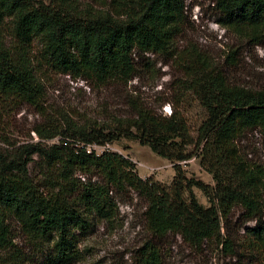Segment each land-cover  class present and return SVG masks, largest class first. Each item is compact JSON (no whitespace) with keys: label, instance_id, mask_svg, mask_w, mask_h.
<instances>
[{"label":"trees","instance_id":"1","mask_svg":"<svg viewBox=\"0 0 264 264\" xmlns=\"http://www.w3.org/2000/svg\"><path fill=\"white\" fill-rule=\"evenodd\" d=\"M226 32L264 49V0H210ZM76 0H0V102L26 104L39 110L44 122L33 128L38 142L0 148V264L12 245L8 219L30 239L52 240L48 264L77 260L74 232H86L94 216L106 222L118 214L111 189H129L146 203L145 227L156 237L178 235L193 250L214 243L231 257L235 244L221 234V221L240 207L246 222L248 254L264 252V172L241 160L237 141L248 130L264 136V90L230 84L211 61L192 46L179 47L185 23V0H113L111 10L78 8ZM41 44L40 56L30 47ZM163 58L180 73L173 90L170 117L157 114L137 95H119L126 111L107 125L78 126L49 119L43 109L42 72L50 69L86 82L91 89H117L144 71L156 78L155 63ZM134 55V57H133ZM137 58V61H134ZM196 104L204 119L192 132L184 116ZM58 138L59 143L47 142ZM121 139L136 141L173 164L169 186L152 176L142 179L123 155L88 152ZM42 159L51 172L52 193L39 192L28 174L31 158ZM199 160L214 187L188 179L181 163ZM96 175L77 189L74 173ZM200 190L209 206L198 203ZM141 264H160L157 250L146 243Z\"/></svg>","mask_w":264,"mask_h":264},{"label":"rangeland","instance_id":"2","mask_svg":"<svg viewBox=\"0 0 264 264\" xmlns=\"http://www.w3.org/2000/svg\"><path fill=\"white\" fill-rule=\"evenodd\" d=\"M48 3V0H40ZM78 8L93 10H111L113 0H76ZM185 23L181 36L177 39L179 47L185 44L204 54L213 66L228 78L230 84L251 90H264V49L253 46L226 32L218 24L219 14L210 0H185ZM41 44L34 40L30 53L39 57ZM155 63L156 78L139 70L138 76L117 89H91L85 81L73 79L45 69L41 80L45 88L43 109L46 118L62 122L70 120L78 126L107 125L112 117H120L126 109L120 105L117 96L137 95L157 114L163 109H171L172 93L176 88L180 73L173 66H168L163 58L145 55ZM137 61V58H134ZM172 112V109H171ZM184 116L192 132L204 119V112L196 104L184 107ZM44 122L39 110L29 105H17L16 102H0V148L13 149L22 144L38 142L33 128ZM58 144L55 138L48 145ZM241 160L251 166H257L264 172V136L258 130H248L236 143ZM96 154L103 151L117 153L127 158L135 167V172L142 179L152 176L156 181L169 186L174 177L173 164L152 153L149 148L140 146L136 141L121 139L104 147H93ZM28 174L34 186L42 193H52L49 184L51 172L45 162L37 156L31 158ZM181 169L188 179L202 181L214 187L212 176L199 166L198 159L181 163ZM73 184L77 189L88 182H99L96 175H73ZM264 189V179H263ZM192 193L200 205L209 206L205 195L193 188ZM110 197L117 205L118 214L113 221L106 222L91 216V223L86 232H74L75 249L78 258L71 264H141L139 250L146 243L153 246L160 255V264H264V252L251 255L244 251L248 241L246 228L254 227L255 222H246L240 207L232 210L226 220L221 221V234L230 239L237 254L231 257L222 251V246L214 243L193 250L182 242L178 235L167 234L156 237L148 233L145 227L144 212L146 203L129 189L117 192L111 189ZM264 204V190L262 193ZM12 233V245L4 254L2 264H48L52 255V240L35 241L23 233L18 223L8 219Z\"/></svg>","mask_w":264,"mask_h":264},{"label":"built area","instance_id":"3","mask_svg":"<svg viewBox=\"0 0 264 264\" xmlns=\"http://www.w3.org/2000/svg\"><path fill=\"white\" fill-rule=\"evenodd\" d=\"M145 55H147V54H145ZM150 56H151V54H150ZM133 57H134V55H133ZM171 113H172V112H171V109H170L169 107H167V108L163 109V114H162V115L165 116V117H170ZM93 147H96V146H93ZM93 147H89V148H88V152H90V151L92 150ZM103 152H104V151H103ZM103 152H102V153H103Z\"/></svg>","mask_w":264,"mask_h":264}]
</instances>
